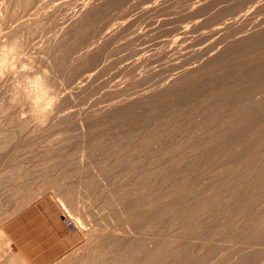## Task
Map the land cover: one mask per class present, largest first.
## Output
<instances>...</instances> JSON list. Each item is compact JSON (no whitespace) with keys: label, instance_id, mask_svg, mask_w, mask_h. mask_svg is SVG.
<instances>
[{"label":"rangeland","instance_id":"374dc122","mask_svg":"<svg viewBox=\"0 0 264 264\" xmlns=\"http://www.w3.org/2000/svg\"><path fill=\"white\" fill-rule=\"evenodd\" d=\"M263 25L264 0H0V264H264Z\"/></svg>","mask_w":264,"mask_h":264},{"label":"bare ground","instance_id":"6f19581e","mask_svg":"<svg viewBox=\"0 0 264 264\" xmlns=\"http://www.w3.org/2000/svg\"><path fill=\"white\" fill-rule=\"evenodd\" d=\"M204 5V4H203ZM227 5V4H226ZM220 8V7H219ZM209 14V13H208ZM192 15V14H191ZM264 26V25H263ZM261 27V26H260ZM259 28V27H258ZM252 30V29H251ZM261 31H263V30H261ZM243 33V32H242ZM261 33V32H260ZM264 33V32H263ZM258 35H257V37L255 36V35H253V33H252V35H251V37L253 38L254 36H255V38L253 39V41H252V43L254 44H256L257 45V47H258V44H264V34H261V35H259V33H257ZM248 36H250V35H248ZM247 37V36H246ZM248 38V37H247ZM247 38H246V40H247ZM250 38V37H249ZM251 41L249 40V43H250ZM244 43V42H243ZM243 43H241L242 44V46H243ZM247 43H248V41H247ZM252 43H250V49H252L253 47H251V44ZM241 44H239V45H241ZM172 46V45H171ZM202 46V45H201ZM237 46V45H236ZM235 46V47H236ZM253 46V45H252ZM218 47V46H217ZM233 47L234 46H232V49H233ZM238 47V46H237ZM256 47V46H255ZM256 47V48H257ZM260 47H261V45H260ZM230 48H231V46H230ZM238 48H242V47H238ZM227 49H229V45H228V47H226V51H227ZM237 49V48H236ZM246 49V48H245ZM244 49V50H245ZM253 49H255V48H253ZM231 50V49H230ZM238 50H240V49H238ZM229 51V50H228ZM236 51V50H235ZM246 51V50H245ZM241 52V51H240ZM243 52V51H242ZM247 52V51H246ZM227 53H232V50H231V52L229 51V52H227ZM254 53H256V52H254ZM261 53V52H260ZM222 56V55H221ZM227 56V55H226ZM243 59V58H242ZM216 60V59H215ZM231 61V60H230ZM216 62V61H215ZM238 62V61H237ZM248 62V61H247ZM210 64V63H209ZM250 64V63H249ZM252 64V63H251ZM256 65V64H255ZM232 66H230V68H231ZM245 67V66H244ZM238 68V67H237ZM247 68V67H246ZM235 69V68H234ZM244 69V68H243ZM248 69V68H247ZM247 69H246V71H247ZM213 70V69H212ZM230 70V69H229ZM227 71V70H226ZM241 71V70H240ZM225 72V71H224ZM239 72V71H238ZM227 73V72H226ZM222 76V75H221ZM219 77V76H218ZM243 77V76H242ZM241 77V78H242ZM206 78H207V76H206ZM205 78V79H206ZM226 78V77H225ZM246 78H248V79H250V80H252V81H250V80H248L249 82H251L250 84L252 85V82L254 83V81H260V80H263L264 79V62L263 63H261L260 65H258L256 68H255V66H253V68H250L249 70H248V73H247V77ZM245 77H244V79H246ZM223 79V78H222ZM203 80V79H202ZM220 80V79H219ZM254 80V81H253ZM210 81H211V79H210ZM213 81H215L214 79L212 80V82ZM256 81V82H257ZM206 82H207V79H206ZM206 82H205V80H204V83H202V84H204V85H206ZM248 82V83H249ZM260 82H263V81H260ZM208 83H209V81H208ZM211 83V82H210ZM209 83V84H210ZM229 83V82H228ZM200 84V83H199ZM209 84H207L208 85V87H209ZM250 84H248V85H250ZM259 85V87L260 86H263V85H260V84H263V83H258ZM195 85V84H194ZM194 85H193V87H194ZM195 86H199L198 84H196ZM202 86V85H201ZM211 86V85H210ZM225 86V85H224ZM256 85H254V87H255ZM188 87H190V85L188 86ZM187 87V88H188ZM200 87V86H199ZM206 87V86H205ZM205 87L204 88H201V89H205ZM213 87H215V85L213 86ZM249 87V86H248ZM252 87V86H251ZM195 88H197V87H195ZM200 88H198V91H199V89ZM211 88V87H210ZM232 88V87H231ZM261 88V87H260ZM264 88V87H263ZM184 89H186V88H184ZM183 89V90H184ZM230 89V88H229ZM246 89V88H245ZM248 89V88H247ZM251 89H253V88H251ZM255 89V88H254ZM258 89V88H257ZM190 91L191 92H193V94H194V91H196V93L198 92L197 90H195L194 89V91H193V88H192V90H189V93L188 92H185L186 93V95H189L190 94ZM232 91V90H231ZM252 91H254V90H252ZM179 92V91H178ZM181 92H184V91H181ZM201 92V91H200ZM199 92V93H200ZM180 93V92H179ZM188 93V94H187ZM195 93V94H196ZM182 95H180V97L181 98H183V95H185V94H183V93H181ZM194 94V95H195ZM198 94V93H197ZM185 95V96H186ZM199 95V94H198ZM198 95H196V96H198ZM180 98V101L182 100ZM186 98H188V96L186 97ZM190 98H191V96H190ZM218 98V97H217ZM187 100H189V99H187ZM183 101H184V99H183ZM176 102V101H175ZM185 102V101H184ZM247 102V101H246ZM183 103V102H182ZM192 107V106H191ZM212 109V108H211ZM233 123V122H232ZM38 126V125H37ZM42 127V126H41ZM43 128V127H42ZM41 128V129H42ZM259 129V128H258ZM242 136V135H241ZM244 136V135H243ZM252 136V135H251ZM248 139V138H247ZM246 139V140H247ZM232 141V140H231ZM161 173V172H160ZM155 176V175H154ZM172 191H173V189H172ZM215 193V192H214ZM232 198V197H231ZM215 203V202H214ZM131 205V204H130ZM202 206V205H201ZM148 207V206H147ZM201 210V209H200ZM146 212V211H145ZM201 212V211H200ZM227 217V216H226ZM117 224V223H116ZM256 224V223H255ZM112 237V236H111ZM115 237V236H114ZM239 240V239H238ZM254 249V248H253ZM147 256V255H146ZM159 263V262H158ZM148 264V263H147ZM151 264V263H150ZM228 264V263H227Z\"/></svg>","mask_w":264,"mask_h":264},{"label":"clouds","instance_id":"9594fccd","mask_svg":"<svg viewBox=\"0 0 264 264\" xmlns=\"http://www.w3.org/2000/svg\"><path fill=\"white\" fill-rule=\"evenodd\" d=\"M18 92H19L18 87L14 86L13 96L17 97ZM55 103H56V98L50 97V103L47 105V109L38 108L36 104H33V116L34 117L42 116L45 113V111H51L55 107Z\"/></svg>","mask_w":264,"mask_h":264},{"label":"built area","instance_id":"2783aa9c","mask_svg":"<svg viewBox=\"0 0 264 264\" xmlns=\"http://www.w3.org/2000/svg\"><path fill=\"white\" fill-rule=\"evenodd\" d=\"M65 224L68 225H72V221L70 218H64Z\"/></svg>","mask_w":264,"mask_h":264}]
</instances>
